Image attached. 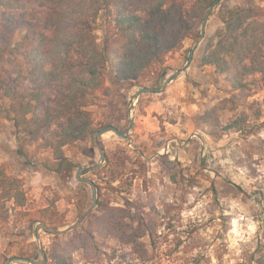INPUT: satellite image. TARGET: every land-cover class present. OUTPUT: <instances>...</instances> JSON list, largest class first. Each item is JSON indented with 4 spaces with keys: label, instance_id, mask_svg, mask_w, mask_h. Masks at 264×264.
<instances>
[{
    "label": "rangeland",
    "instance_id": "obj_1",
    "mask_svg": "<svg viewBox=\"0 0 264 264\" xmlns=\"http://www.w3.org/2000/svg\"><path fill=\"white\" fill-rule=\"evenodd\" d=\"M248 1L219 3L246 6ZM252 1L264 6V0ZM217 10L218 5L208 18L204 36L188 66L172 79L181 77L193 106H182L178 92L168 91L172 80L162 92L138 96L145 88H163L166 80L187 64L196 40L186 39L179 50L167 55L159 73L139 85L108 77L109 95L99 96L88 108L97 126L110 124L125 132L130 117L133 124L126 138L112 131L97 137L111 164L98 173L94 169L82 170L81 177L99 185L104 199L112 206L124 207L125 200L143 205L144 212H150L149 217L157 224L153 240L143 239L148 260L142 261L129 248L107 240L106 252L112 255L114 248L115 253L110 262L103 256L99 264H254L253 258L264 250V89L251 85L249 96L243 93L232 98L236 92L212 67L199 66L203 40L222 26ZM102 27L103 19L99 16L94 34L100 45ZM23 34L24 30H19L14 43ZM251 80L247 79L249 83ZM4 102L8 106L5 99L0 100L1 106ZM216 105L225 107L219 112L223 125L230 118L246 115L243 131L230 129L213 136L210 126L199 122L198 117ZM64 154L65 161L50 165L54 172L48 183L41 188L35 186L30 206L25 203L24 209L23 206L12 210L11 202L7 204L10 209L4 213L6 218L0 219V264L14 257L41 259L36 235L39 224L33 223L41 218V209L54 206L50 212L56 210L62 222L47 227L57 231L80 218L76 194L81 182L76 180V171L96 163L99 154L92 138L65 147ZM6 165L9 172L21 178L27 194L33 185H28L30 181L23 174L30 167L35 168L36 163L15 160ZM111 170L117 172L112 187L107 184ZM38 236L44 253L54 235L39 230ZM36 251L39 258H31ZM72 260L73 264H96L85 261L79 252L73 254Z\"/></svg>",
    "mask_w": 264,
    "mask_h": 264
},
{
    "label": "trees",
    "instance_id": "obj_2",
    "mask_svg": "<svg viewBox=\"0 0 264 264\" xmlns=\"http://www.w3.org/2000/svg\"><path fill=\"white\" fill-rule=\"evenodd\" d=\"M213 2L0 0V100L9 102L14 129L24 134L36 150L65 161V147L87 142L94 133L110 126L95 125L88 109L99 96L109 95L108 77L139 85L159 73L167 55L179 50L184 40L199 37L204 13ZM217 5L222 26L203 40L198 64L212 67L236 92L232 98L243 93L249 96L251 85L264 89V6L252 0L246 6ZM99 16L103 19L102 45L94 34ZM19 30L24 34L14 43ZM248 78L253 80L249 83ZM222 110L223 105L212 106L198 120L210 126L216 137L221 131H243L247 116L238 115L223 125L219 119ZM110 164L107 158L94 171H103ZM110 173L107 184L112 187L117 172ZM80 185L76 194L78 217L92 202L90 187ZM95 187L94 210L76 229L52 237L41 264H73L76 252L89 263L99 264L103 256L110 262L115 249L112 255L106 252L107 240L129 248L142 261L148 260L143 239L152 241L157 231L150 212L128 200L124 207L112 206L104 199L101 187ZM10 202L12 210L23 207L26 192L21 178L0 163L1 220L6 218ZM53 207L41 209V218L33 223H61L58 212H50ZM31 258L38 259L39 252ZM253 260L254 264H264V250L258 251Z\"/></svg>",
    "mask_w": 264,
    "mask_h": 264
},
{
    "label": "crops",
    "instance_id": "obj_3",
    "mask_svg": "<svg viewBox=\"0 0 264 264\" xmlns=\"http://www.w3.org/2000/svg\"><path fill=\"white\" fill-rule=\"evenodd\" d=\"M171 83L168 91L172 92L176 90L178 92L180 101L183 100L182 106H193V104H190L189 93L185 90L184 87H186V85H184V81L181 80V77L172 80ZM15 160L17 162L19 161V163L20 161L31 162L32 165L36 163L35 168L28 167L29 170H26L25 174H23L26 176V179L30 181L28 185H33L30 187L32 189H29L26 194L27 198L29 197L26 206H30L29 202L32 201L30 196L37 190L35 186L39 185L41 188V186L47 184L51 173L54 172L52 168L50 170V165L60 162L54 160L48 153L40 154V152L35 149V146L26 140L22 133H18L14 129L8 114L7 103L4 102V106H1L0 103V163L9 164L10 161L14 162ZM68 173H70V170ZM10 205L12 207L13 203H10ZM44 207H46V205ZM24 208L25 206L22 209ZM16 210H20V207Z\"/></svg>",
    "mask_w": 264,
    "mask_h": 264
},
{
    "label": "water",
    "instance_id": "obj_4",
    "mask_svg": "<svg viewBox=\"0 0 264 264\" xmlns=\"http://www.w3.org/2000/svg\"><path fill=\"white\" fill-rule=\"evenodd\" d=\"M220 1L221 0H214V2L206 9V11L204 13V16H203L202 24H201L200 35L196 39V41L194 42V45H193V47L191 48V50L189 52V57H188L187 64L181 70H178L172 76H170L166 80L163 88H161V89L145 88V89H142V90H140L138 92V96L146 94V93H159V92H162L164 90V88L168 85V83L174 77H176L184 68H186L188 66L190 60L192 59V55H193V52H194L195 48L199 45V43L201 42V40H202V38L204 36L205 26H206V23L208 21V18L210 16L211 12L213 11V9L217 6V4ZM132 124H133V119H132V117H130L129 118V125H128V128H127V130L125 132H119V130L117 128H115L114 126L110 125V126L104 127L103 129L97 131L96 133H94L92 135V140H93V142L95 144V147H96V149L98 151L99 159H98V161L96 163H94V164H92L90 166L79 168L77 170V172H76V180H78L79 182H81L83 184L88 185L90 187V189H91L92 202H91L90 207L84 212V214L73 225H71V226H69L66 229L61 230V231L53 230L52 228H49V227L44 226L42 224H39L37 226V228H36V235H37V240H38V244H39V251H40V254H41V259L40 260H31V259H28V258H15L14 257V258L8 259L5 262V264H13V263H16V262H26V263H31V264H41L43 262V260H44V253L42 252V248L40 246V238L38 236V231L39 230H43L44 232H46L48 234H51V235H54V236H63L66 233H68V232L74 230L75 228H77V226L80 224V222L96 207L97 193H96L95 184L90 179L82 178L81 174H82V170H92V169L101 167L103 165V163L105 162V160H106L105 152H104L103 148L101 147V145L99 144L97 137L102 135V134H104V133H106V132L112 131L117 136H119L121 138H126L129 135V130L132 127Z\"/></svg>",
    "mask_w": 264,
    "mask_h": 264
}]
</instances>
